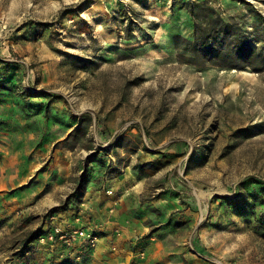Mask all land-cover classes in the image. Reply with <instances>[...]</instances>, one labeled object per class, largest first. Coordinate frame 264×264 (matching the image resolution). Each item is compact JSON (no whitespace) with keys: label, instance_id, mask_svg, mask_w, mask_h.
<instances>
[{"label":"rangeland","instance_id":"rangeland-1","mask_svg":"<svg viewBox=\"0 0 264 264\" xmlns=\"http://www.w3.org/2000/svg\"><path fill=\"white\" fill-rule=\"evenodd\" d=\"M90 173L122 264H264V0H0V264Z\"/></svg>","mask_w":264,"mask_h":264},{"label":"crops","instance_id":"crops-1","mask_svg":"<svg viewBox=\"0 0 264 264\" xmlns=\"http://www.w3.org/2000/svg\"><path fill=\"white\" fill-rule=\"evenodd\" d=\"M118 173H90L85 185V193L82 197L80 214L73 216L68 214L70 226L94 227L102 224L104 233L100 235L99 244L90 254L80 248L63 252L61 242L55 245H39L32 240L27 245L24 242L20 249L22 253L16 254L15 261L24 264H122L121 258H130V248L134 245L138 230L129 218V206L122 196L127 194L128 185L123 186L118 182ZM120 187L124 190L119 191ZM105 189L112 191V195H106ZM120 194V196H119ZM124 194V195H122ZM59 223V220L54 224ZM140 233V232H139ZM63 252V254H61ZM88 254V255H87ZM85 259V260H84ZM86 261H88L86 263ZM9 263V262H8Z\"/></svg>","mask_w":264,"mask_h":264},{"label":"built area","instance_id":"built-area-1","mask_svg":"<svg viewBox=\"0 0 264 264\" xmlns=\"http://www.w3.org/2000/svg\"><path fill=\"white\" fill-rule=\"evenodd\" d=\"M111 191L107 190L106 194L111 195ZM50 220L54 221L53 215ZM102 224H95L94 227H74L69 223L54 224L51 230L38 236V243L45 245H55L57 241L61 242L63 252L72 251L74 247H78L85 253H89L98 245L100 234L104 231ZM63 252L61 254H63Z\"/></svg>","mask_w":264,"mask_h":264}]
</instances>
